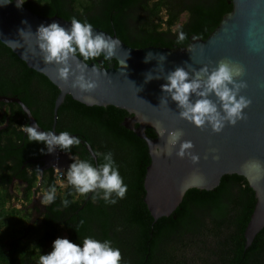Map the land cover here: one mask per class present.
<instances>
[{"label": "trees", "instance_id": "obj_1", "mask_svg": "<svg viewBox=\"0 0 264 264\" xmlns=\"http://www.w3.org/2000/svg\"><path fill=\"white\" fill-rule=\"evenodd\" d=\"M230 1L26 0L23 5L46 18L87 20L93 28L116 35L131 48L183 49L215 31L232 11ZM180 31L186 38L177 43ZM99 60L106 65L103 56L85 62ZM59 93L47 77L29 68L0 42V97L21 100L39 127L51 131ZM127 117L124 110L87 107L70 96L58 110L57 133L69 131L83 138L95 155L113 153L128 190L124 199L108 205L99 196L95 201L89 198L91 192L80 195L71 185L62 186L65 178L60 182L53 173L41 178L36 169L40 170L41 159L47 154L44 144L28 141L23 131L28 120L18 104L0 101V264H37L39 255L50 252L52 241L63 233L76 243L85 236L111 240L121 250L124 264H264V229L246 247L244 233L256 198L242 176H224L211 191L189 190L170 217L153 219L144 202L149 150L144 140L123 126ZM146 134L156 137L150 128ZM59 151L88 159L95 166L81 143L73 145L70 153ZM97 160L98 164L104 162L102 155ZM39 184L42 191L55 185L56 199L47 214L31 225L28 205ZM62 199L70 202L67 207ZM14 201L20 203L19 208Z\"/></svg>", "mask_w": 264, "mask_h": 264}, {"label": "water", "instance_id": "obj_2", "mask_svg": "<svg viewBox=\"0 0 264 264\" xmlns=\"http://www.w3.org/2000/svg\"><path fill=\"white\" fill-rule=\"evenodd\" d=\"M229 4L232 11L223 17L206 40L195 39L183 49L131 48L116 35L93 28L117 38L120 46L115 48L110 59H105L106 65L102 60L90 64L83 61L89 65L86 74L98 82V87L91 92H81L71 87V81L65 83L60 80L57 66L44 62L35 37L29 33L19 34L21 29L35 33L40 24L54 21L68 27L70 21L39 16L24 5L17 8L16 0L10 3L0 0V42L59 89L51 131L57 133L58 110L67 96L87 107L111 106L129 114L123 126L146 142L151 158L144 174V202L155 221L170 217L189 190L211 191L219 186L224 176L244 177L256 198L255 209L244 233L248 248L264 229V0H231ZM22 21H27V24ZM149 51L163 54L166 59L154 55L145 62ZM122 62L126 63L122 65ZM221 62L243 68L241 78L247 82V87L241 90V94L251 103L244 109V119L235 125L226 123L217 133L207 125L196 126L181 119L176 103L161 91V85L166 83L168 72L178 66L191 72L205 65L211 69ZM149 72L160 79L145 83ZM211 98L215 100L214 96ZM160 100L167 103H160ZM0 101L18 104L27 117L28 125L37 124L21 100L0 97ZM148 128L155 132V138L147 136ZM174 130L183 132L181 140L192 142L194 147L191 151L200 157L198 164H193L187 157H178L176 150L179 145L171 149L170 155L165 154L168 133ZM81 141L94 164L98 165L91 145L83 139ZM57 155L67 162L69 155L57 147L54 152L47 153L53 161L52 166ZM68 166L69 162L64 169Z\"/></svg>", "mask_w": 264, "mask_h": 264}, {"label": "clouds", "instance_id": "obj_3", "mask_svg": "<svg viewBox=\"0 0 264 264\" xmlns=\"http://www.w3.org/2000/svg\"><path fill=\"white\" fill-rule=\"evenodd\" d=\"M11 0H8L10 3ZM26 0H16V7L20 8ZM27 24V21H22ZM29 33L36 39L45 63L57 66L58 78L65 83L71 81V87L81 92H91L98 87L96 79L86 74L89 65L83 63L89 59L103 56L110 59L114 50L120 46V41L101 31H95L87 20L72 17L70 26L64 27L57 22L40 24L35 33L30 29H21L19 34ZM186 34L177 33L176 42L184 41ZM159 56L166 59L163 54H154L149 51L145 55V62L149 57ZM82 58V59H81ZM126 62H122L124 65ZM95 69V65L91 66ZM243 68L221 62L209 69L207 65L191 72L185 67H176L169 71L165 77L166 83L161 85V91L168 94L176 107L178 115L196 126H209L213 132H220L225 124L235 125L245 118L246 109L251 101L241 94L247 87L243 76ZM152 79H160L158 75L147 73L145 83ZM215 97L213 100L211 97ZM160 103H167L160 100ZM38 124L27 125L23 131L28 141L42 142L47 153H52L58 147L70 153L73 145L79 146V136L70 134L69 131L39 130ZM183 132L174 130L168 133L165 144V154L170 155L171 149L177 145L176 155L180 158L187 157L193 164H198L200 157L191 151L194 147L191 141L181 140ZM45 148L40 151L43 153ZM103 156V163L93 165L88 159H79L70 156L73 161L67 168L66 180L75 192L80 195L93 193L95 201L99 196L108 205L116 204L118 199H124L128 185L114 160L111 151L96 156ZM40 172L39 169H36ZM99 190V191H98ZM56 186L50 185L44 193V202L52 203L56 199ZM71 194V193H70ZM61 203L67 207L70 203L62 199ZM37 264H124L121 250L113 245L109 239L98 240L92 236H85L81 243L73 242L67 237H57L52 241V249L46 254H40Z\"/></svg>", "mask_w": 264, "mask_h": 264}, {"label": "flooded vegetation", "instance_id": "obj_4", "mask_svg": "<svg viewBox=\"0 0 264 264\" xmlns=\"http://www.w3.org/2000/svg\"><path fill=\"white\" fill-rule=\"evenodd\" d=\"M81 139H83V138H80V140ZM84 140V139H83ZM84 141H86V140H84ZM87 142V141H86ZM81 144H83L82 143V141H81ZM84 145V144H83ZM85 146V145H84ZM86 148V147H85ZM67 155H69V154H67ZM52 159L50 158V157H47V154L41 159V164H42V166H41V168H40V176H41V178L43 177V175H45V177L47 178V177H50V175H52V173H53V175L55 174V171H54V168H53V166H52ZM69 162V165L73 162L71 159H70V155H69V157L67 158V162H66V160H64V159H62V161H61V165L62 166H64V168H65V166L67 167V163ZM67 169H65V171H66ZM55 176V175H54ZM14 185H15V183H13L12 184V186H11V189H13L14 188ZM21 191L23 192V189H21ZM46 191H42L41 190V187H40V184L36 187V188H34L33 190H32V201H31V203L28 205V207L30 208V209H32V219H31V225H33V223H35V219H37L38 221H40V219H42V217L45 215V214H47V212H48V207L49 206H51V204L53 203H47V202H44L43 201V199H42V197L43 196H37V195H39L40 193H45ZM21 195V194H20ZM44 195V194H43ZM92 197V195H89V198H91ZM77 198H79V195H76V199ZM89 198H88V200H89ZM79 200V199H78ZM85 205V204H84ZM84 205L81 207V209H83V207H84ZM65 235H67L66 233H63V235L62 236H64V237H67V236H65ZM52 246H50V248H51ZM51 251V250H50Z\"/></svg>", "mask_w": 264, "mask_h": 264}, {"label": "built area", "instance_id": "obj_5", "mask_svg": "<svg viewBox=\"0 0 264 264\" xmlns=\"http://www.w3.org/2000/svg\"><path fill=\"white\" fill-rule=\"evenodd\" d=\"M62 159H63L62 156L57 155L56 160H55V164L53 165L56 180H58L60 182L62 181L63 178H66L64 167H62V169H60Z\"/></svg>", "mask_w": 264, "mask_h": 264}, {"label": "rangeland", "instance_id": "obj_6", "mask_svg": "<svg viewBox=\"0 0 264 264\" xmlns=\"http://www.w3.org/2000/svg\"><path fill=\"white\" fill-rule=\"evenodd\" d=\"M65 177H66V175H65ZM67 184H68V182H67V180H66V178H65L64 181L61 182V185H62V186H66ZM13 189H14V188H13ZM13 189H12V193L15 194V189H14V190H13ZM16 192H17V191H16ZM17 194H18V192H17ZM43 194H44V193H40V194L37 195V196H43ZM13 204H14L16 207L18 206V208L20 207V203H19V202L17 203L16 201H14ZM36 222H38L37 219H35V223H36ZM35 223H33V224H35ZM62 237H64V236H62Z\"/></svg>", "mask_w": 264, "mask_h": 264}]
</instances>
